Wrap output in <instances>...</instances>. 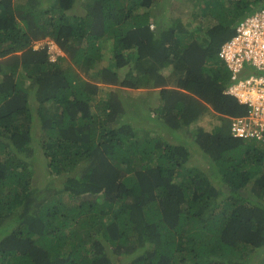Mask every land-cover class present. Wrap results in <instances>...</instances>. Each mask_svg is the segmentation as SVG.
Listing matches in <instances>:
<instances>
[{
  "label": "trees",
  "instance_id": "16d2710c",
  "mask_svg": "<svg viewBox=\"0 0 264 264\" xmlns=\"http://www.w3.org/2000/svg\"><path fill=\"white\" fill-rule=\"evenodd\" d=\"M172 2L0 0V264H264V130L230 135L218 57L264 0Z\"/></svg>",
  "mask_w": 264,
  "mask_h": 264
},
{
  "label": "built area",
  "instance_id": "2783aa9c",
  "mask_svg": "<svg viewBox=\"0 0 264 264\" xmlns=\"http://www.w3.org/2000/svg\"><path fill=\"white\" fill-rule=\"evenodd\" d=\"M219 58L233 73L234 82L226 93L250 108L249 119L255 126L253 132L261 130L264 124V10L239 24L237 35L221 48ZM243 65L245 70H253L245 78H241ZM244 121L247 120L238 119L233 124L235 135H246L247 124Z\"/></svg>",
  "mask_w": 264,
  "mask_h": 264
},
{
  "label": "clouds",
  "instance_id": "9594fccd",
  "mask_svg": "<svg viewBox=\"0 0 264 264\" xmlns=\"http://www.w3.org/2000/svg\"><path fill=\"white\" fill-rule=\"evenodd\" d=\"M261 10H264V8H261V9H258V10H256L253 14H251V15H249V16H247L246 18H248V17H250V16H252V15H254L255 13H257V12H259V11H261ZM246 18H244V19H242L240 22H238L237 23V25H236V27H235V30H234V34L227 40V41H225L222 45H221V47H220V49H219V51H218V57H219V52L221 51V48L225 45V44H227L229 41H231L236 35H237V27L239 26V24L242 22V21H244ZM50 42V41H49ZM46 44H48V46H49V49H50V46H53V48H54V46H56V45H54L52 42H50V43H46ZM50 59H51V57H50ZM221 61H223L221 58H219ZM52 60V59H51ZM54 60V59H53ZM224 63H225V65L228 67V69L232 72V70H231V68H229V66L226 64V62L225 61H223ZM245 68H246V66L244 67V65H243V71H249V75L251 74V70H248V68L245 70ZM233 74V73H232ZM248 76V75H247ZM241 77H242V72H241ZM245 77V76H244ZM230 95V94H229ZM231 96V95H230ZM232 97H234V96H232ZM234 98H236V97H234ZM237 99V98H236ZM238 100V99H237ZM238 102H239V100H238ZM239 104H241V105H243V106H245L247 109H248V115L247 116H241V117H239V118H237V117H235V118H231V121H230V126H229V133H230V135L232 136V137H235V138H237V139H240V140H249V139H257V140H263L262 139V136H263V130H264V124H263V127H262V129L261 130H259V131H256V132H253V130H254V128L253 127H255L251 122H250V119H249V117H250V112H249V110H250V108L247 106V105H245V104H242V103H240L239 102ZM216 118H217V120H218V125H220V121H219V119H218V116H216ZM238 119H246L247 121H244L246 124H247V126H246V135H242V136H239V135H235L234 133H233V131H232V128H233V124L234 123H236L237 122V120ZM249 119V120H248ZM200 121V120H199ZM198 121V122H199ZM215 125L214 127H216V126H218V125ZM173 132V131H172ZM168 135L166 136V138L167 139H169L171 136H173L172 134L171 135H169L170 133H167Z\"/></svg>",
  "mask_w": 264,
  "mask_h": 264
},
{
  "label": "rangeland",
  "instance_id": "374dc122",
  "mask_svg": "<svg viewBox=\"0 0 264 264\" xmlns=\"http://www.w3.org/2000/svg\"><path fill=\"white\" fill-rule=\"evenodd\" d=\"M173 5L170 7V12H171V15L173 17V19H181L184 21V24L189 21V20H193L194 22H197L198 23V20L197 19H192V18H189L188 15L186 14H183L181 12H177L175 11L174 9L175 8H180V6H177V0H173ZM175 3H176V6H175ZM230 4V3H229ZM229 4H225L226 8L230 9L231 7H229ZM185 11V10H183ZM41 43H50L49 41L48 42H41ZM49 53H50V57L51 59H55L57 55H61V51L56 47L54 46H50V49H49ZM128 92H132L131 95H147V89H140V90H128ZM152 104L153 106H156V99H153L152 100ZM218 123V120L216 118V116L213 114V115H209V116H206V117H203V119H201L198 123L199 126L201 127H204L205 129H210V127H214L216 124ZM218 125V124H217ZM143 133L139 134V135H142ZM255 262V260L253 259V263Z\"/></svg>",
  "mask_w": 264,
  "mask_h": 264
}]
</instances>
